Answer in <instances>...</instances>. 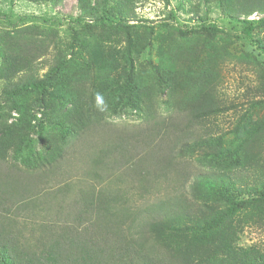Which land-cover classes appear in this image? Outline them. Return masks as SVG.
Here are the masks:
<instances>
[{
    "label": "rangeland",
    "instance_id": "1",
    "mask_svg": "<svg viewBox=\"0 0 264 264\" xmlns=\"http://www.w3.org/2000/svg\"><path fill=\"white\" fill-rule=\"evenodd\" d=\"M107 15L123 22L101 21ZM243 19L258 21L252 35L264 44V0H0V127L11 126L23 140L9 163L30 172L39 155L62 149L51 177L71 184V204L78 187L107 174L91 163L95 146L108 136H137L152 124L149 116L176 117L213 94L223 110L203 121L201 145L178 153L174 169L231 182L230 191L248 204L221 224L215 241L229 242L227 257L236 262L227 264H264V56L245 37ZM41 80L44 90L9 94ZM80 121L90 125L65 139L60 122ZM155 185L150 197L175 188L166 180ZM196 205V218L162 234L202 253L197 243L213 213ZM210 205L223 211L227 203Z\"/></svg>",
    "mask_w": 264,
    "mask_h": 264
},
{
    "label": "trees",
    "instance_id": "2",
    "mask_svg": "<svg viewBox=\"0 0 264 264\" xmlns=\"http://www.w3.org/2000/svg\"><path fill=\"white\" fill-rule=\"evenodd\" d=\"M105 2L108 4L109 0ZM101 21L123 22L121 17L112 15L101 17ZM242 23L249 44L264 56V44L252 35L258 21L243 19ZM45 84L46 80L29 82L9 94L34 88L44 90ZM222 110L216 97L205 93L180 109L175 118L149 116L152 124L137 136H108L104 146L99 147L93 143L91 163L107 174L98 181L99 185L78 187L76 197L68 205L65 201L71 184H58V180L52 179L56 177L63 150L50 156L41 154L31 161L32 171L21 170L9 161L13 150L16 157L22 153L23 140L11 126L0 127V264L236 262L234 257H227L232 250L229 242L223 239L217 243L215 235L220 233L221 224L245 207L248 200L238 199L230 191L232 184L224 182V175L202 172L190 178L174 169L178 153L183 155L201 145L203 121ZM95 123H99L97 118ZM88 125L85 121L76 125L60 122L59 128L66 139L81 135ZM136 147L139 149L133 152ZM219 163H225L224 159ZM174 171L178 173L176 180L171 177ZM161 180H166L168 186L174 183V190L150 197L154 182L157 185ZM219 200L227 203L223 211H215L210 205ZM197 203L213 213L210 220H205L204 236L197 243L202 245V253L189 242L175 244L167 233L162 234L173 222L182 225L196 218L200 209ZM155 230L162 235H155Z\"/></svg>",
    "mask_w": 264,
    "mask_h": 264
}]
</instances>
